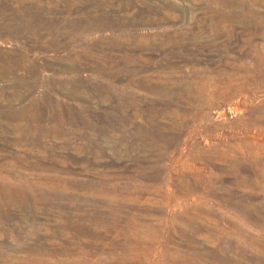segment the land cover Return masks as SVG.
<instances>
[{"label":"rangeland","instance_id":"1","mask_svg":"<svg viewBox=\"0 0 264 264\" xmlns=\"http://www.w3.org/2000/svg\"><path fill=\"white\" fill-rule=\"evenodd\" d=\"M0 264H264V0H0Z\"/></svg>","mask_w":264,"mask_h":264}]
</instances>
